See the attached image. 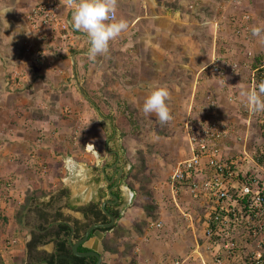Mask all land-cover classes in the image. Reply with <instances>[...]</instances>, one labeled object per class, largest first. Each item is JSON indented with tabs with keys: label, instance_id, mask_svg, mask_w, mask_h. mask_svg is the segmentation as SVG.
Listing matches in <instances>:
<instances>
[{
	"label": "rangeland",
	"instance_id": "1",
	"mask_svg": "<svg viewBox=\"0 0 264 264\" xmlns=\"http://www.w3.org/2000/svg\"><path fill=\"white\" fill-rule=\"evenodd\" d=\"M5 1H8L11 7L14 4L16 19L12 16L0 19V163L3 164L0 169L6 168L5 172L0 170V176L3 174L6 176L0 177V217H8L7 221L0 219V264H23L21 263L23 256L21 257L18 252L9 253L15 250L14 246L18 245V239L22 240L25 235L14 217L19 213L22 195L30 190L27 187H31L28 184V176L21 178V188L17 185L11 176L13 170L11 166L21 154L25 155V165L32 166L29 164L30 160L26 159V148L23 147L19 153L17 152V143L34 142L36 138H44L41 137V129L46 134L43 144H40L42 151L47 149L52 154L54 151L58 153L59 150L58 154L64 159L66 148L69 157L75 155L78 150L79 162L87 161L83 155L93 156L94 150L97 154L101 152L102 157L107 156L101 147L107 139L112 146L107 151L108 154L116 149L124 160L132 154L133 161V154L139 151V145L147 139H152L154 132L157 134V130L159 133L163 128L172 129V136L164 135L165 139L158 145L167 151L178 150L172 155L173 164L164 166L155 156L149 155L152 160L149 166L151 169H160V173L164 174L163 166L169 167L163 179L155 184L158 197L163 199L164 208L168 206L170 200L165 199L170 193V184L167 185L166 178L170 177L179 163L188 158L185 155L186 143L183 142L185 139L182 140V136L177 137L178 134H183V129L192 127L189 130L194 136L209 123H215L221 129L227 127L219 147L223 158L237 156L243 152L253 154L259 150L258 145L264 142L262 134L264 113H253L247 106L246 99L239 95L240 92L235 96L233 94L226 96L222 89L236 86L240 82L250 89L256 84L254 75H248L250 69L248 68V73L241 70L240 76L234 74L228 78L219 76V80L218 77L215 80L214 77L208 76V73L202 74L200 79L199 69L206 63L209 69L215 71L212 73L218 76V70L221 68L218 64L221 60L220 55L229 60L235 55L242 54L243 50V54L248 57V52L243 48L249 43L254 44L252 54L264 48V33L256 37L251 31L253 26L264 28V0H118L117 19L127 20L129 27L118 38L110 41L108 54L97 57V63L88 72L86 79L99 88L101 80L106 79L109 82L110 78L116 77L117 80L113 84L114 94L118 93L120 100H126V104H131L132 107L130 115H119L116 108L108 105L105 107V102L103 110L97 109L94 114L95 121L91 127H88V123L84 126L79 124L86 107L80 99L85 76L79 77L78 85L74 83L73 75L68 73V68L73 66L72 59L75 54H70L67 49L62 51L64 48L62 43H56L54 38L48 37L50 24L42 25L29 19L42 2L48 0H35V3L33 0ZM54 7L57 10L56 13L54 9L57 18L71 14L72 8L65 6L63 0H54ZM172 8L183 14L172 15ZM204 10H207L208 15ZM186 11L199 15L201 20L189 25L191 21ZM244 11L250 18L243 29L241 25H234L233 22L237 18L241 19L239 16ZM0 16L4 17L3 11L0 12ZM73 39L75 37H68L70 42H73ZM89 47L90 45L86 44L87 52ZM201 47L206 48L205 52L196 55L195 50ZM47 50L51 51V55L47 54ZM193 51L195 58H189V63L181 66V58H187ZM87 52H82L81 55H87ZM248 66L250 67V64ZM177 69L188 72L191 78L186 81L188 78L186 73L182 75L181 81L175 77L174 80H178L179 85L171 88L173 90H170L167 101L173 119L161 125L154 114L146 116L143 113V102L151 91L150 86L172 82V71ZM209 79L210 86L206 83ZM171 86L172 84L169 87ZM63 87H67L68 90L62 91ZM85 88L89 90L91 85ZM236 89L241 91L239 87ZM180 90L183 91V95L179 93ZM189 93L194 98H190ZM111 97L107 99V103H113V96ZM46 102L54 105L48 106ZM39 109L43 112H38ZM218 110L220 114L213 112ZM227 113L231 116L228 121L225 119L227 116L223 118ZM188 120L193 123L188 125L186 123ZM110 126L114 127V137ZM85 127L87 131L79 130ZM240 127L243 129H239ZM126 130L132 132L134 136L130 141V150L121 148L120 140H123L124 135L122 132ZM75 131L79 135L72 138L71 135ZM158 150L162 151L161 148ZM111 156L114 157L111 154L107 159L111 160ZM57 161L61 164L60 160ZM145 169L136 173L129 171L128 177L126 176V183H130L135 189L133 191L137 188L144 189V186H137V182L140 185L145 183ZM54 170L61 173L57 167ZM62 176L65 178L66 174L63 173ZM17 195H20L18 199ZM195 217L198 220V216ZM168 218L169 226L172 228L174 223L170 216ZM200 252L203 253V248H200ZM26 258L25 256L24 259ZM26 261L28 262V259Z\"/></svg>",
	"mask_w": 264,
	"mask_h": 264
},
{
	"label": "crops",
	"instance_id": "2",
	"mask_svg": "<svg viewBox=\"0 0 264 264\" xmlns=\"http://www.w3.org/2000/svg\"><path fill=\"white\" fill-rule=\"evenodd\" d=\"M1 1L0 12H2V9L5 5L10 4L8 1ZM34 1L35 0H33V2ZM13 6L14 4H12V10L7 12L4 17L0 16V19L7 16H12L13 19H16L14 15L16 9L15 7L13 8ZM72 11L73 9H71V13ZM66 16H63L62 18H65ZM69 17H71V14ZM190 23L195 22H189V25H191ZM177 35L178 34H176V36ZM73 42H75L76 47L79 48L78 35H76L75 39H73ZM246 46L247 47H244L243 49H245L247 52H251L254 44L252 45L249 43ZM205 49L206 48L201 47L195 50L196 55L199 53H204ZM77 55H79V52L75 53V56L72 59L74 69L70 75H73L74 83L79 85V67H76L75 65ZM196 55L193 51L192 54L187 57V62L181 63V66L188 64L189 58H195ZM219 58H221V60L219 59L220 62L218 63L220 67L224 69L226 67L228 68V70L225 71V77L228 78V76H231L232 74L240 76L241 70H244L248 73L249 60L248 57L243 54V52L242 54L231 57L233 61L230 65L227 63L225 64V60H222L226 59L224 56L220 55ZM150 63L154 64L155 62ZM197 65L199 66V64ZM208 67L209 66H207L205 63V65L199 68L201 70L200 79L202 78V74L206 73H208V76H212L214 79L216 78L212 73L215 71L209 69ZM184 73H186V71L181 69H177L176 71L174 70L172 71V82H162L161 84H168L167 87L170 92V90H173L171 89L172 87L175 88L179 85V82L177 81H181V77L182 75L184 76ZM186 74L188 75V78L185 80L188 81L189 78H191V75L188 72ZM248 75H252V72L249 71ZM175 77L178 79L177 81L174 80ZM206 83H208L210 86V79ZM171 84L172 86L169 87ZM236 88L237 87H234L233 85L230 88L222 87L223 93L226 94V96L230 94L235 96L236 93H239L240 91H238ZM179 93L181 95L184 94L182 90H180ZM188 95L190 98L193 97L190 93ZM213 112L220 114L219 110ZM228 115L229 114L227 113L223 116V118L225 116L228 117H225L227 121L231 118V116ZM186 123L189 125L192 124L193 121L188 120ZM226 129L227 127H225V130ZM239 129L242 130L243 128L240 127ZM43 131V129L40 131L42 132L41 137L44 136L45 138L46 134L43 133ZM110 131L114 132V137L115 130L113 126H110ZM167 131V137L172 136L173 130L167 128L165 132ZM153 134L154 135L152 139H147L146 141L142 142V146L144 148L149 147V144L153 145L155 143H160L161 140L158 141L159 139L156 137V133L154 132ZM181 136L183 137L182 140L185 139L183 141L186 143L185 155L188 157L191 153L189 139L191 136H193L191 135L189 126L187 129H183V134L181 133L177 135V137ZM44 138H36L37 140L35 139L34 142L18 141L17 152L19 153L20 149L23 147L26 148V159L28 161L30 160L29 164L32 166L28 167L25 165V155L22 154L21 156L18 155L17 160L11 166V168H13L11 176L17 185L20 187L21 178L28 176V184L31 188L27 187V189H30L32 192H34L36 196V198L31 199L19 223V228L23 233H25V235L22 234V236L24 235L23 239H18V245L16 244L14 246L15 250L12 249L14 251L9 253L15 254L18 252L21 257L23 256V260H21V263L23 264L27 263V261L24 259L26 256V245L34 238L45 235L42 243L38 244L34 249V254L38 255L39 257L54 255L56 253V244L59 242L55 235V232L58 231V228L62 225H66L70 229L76 231L75 234H79V229L77 228V226L79 227V221H82L83 223L88 222L91 213L95 210L93 205H96V203L99 201L98 194L104 193L103 196L106 195L105 199H110L107 197V184L103 181L104 168L110 167V165L113 166L119 164L122 166L127 164L126 168L123 167L124 174L127 177L129 171L131 170L132 161L128 157L126 160H124L121 157L120 152L116 149L111 151L109 154L107 153V151L112 148V146L109 145V139L103 142L101 146L103 147V152H105L107 156L102 157L101 152L97 154L94 152V150L92 152L93 156L86 154L83 155L87 158V161L79 162L78 150L75 155L72 154V157H69L67 156L66 148L64 151L66 154L64 159L58 154L59 150L58 153L54 151L52 154L47 149H43L42 151L40 146L43 144ZM120 141L121 145H123L124 140ZM35 142L36 144H34ZM178 143H180V141ZM158 147L161 148L162 151L152 156H155L157 158L156 160H158L160 164L163 162L164 166H167V164L168 166L173 164L174 156L172 155L175 152L177 153L178 150H172L171 152V150L167 151L160 145ZM111 154L114 157L111 156V160L107 159V157H110ZM144 156L146 159V169L144 174L146 175V178L149 179V181H147L145 178V183L142 185L137 182V186H144V189L140 190L137 188L136 191H133L135 189L130 187V183H126L127 179L125 178L126 180L124 179L122 182L123 186L114 190V195L117 197L118 202L116 204L107 206L108 212H116V214L114 216L115 220L113 225L106 230L107 234L100 245V249L102 250L101 264H200L198 260V253L200 252V249H198V246L202 243V229H200L199 226L200 222L197 219H194L195 215H193L192 210L188 209L189 207L187 206L192 205L193 203L191 202L192 204H189L184 202L181 200L179 194L175 196L172 193V190L169 189L170 193H168L167 197H165V199L168 200L170 198L169 204L168 206L165 205L166 208H164L163 199L158 197V193L155 190V184L163 179L164 174L168 172L169 167L167 168L163 166L162 170L164 171V174H161L160 169L154 170L149 167L152 162L149 155L146 153ZM57 160H60L59 162L61 164H58ZM3 163H5V161H3ZM0 166H3V164L0 163ZM112 166L111 169L113 168ZM55 167H57L62 174H66V177L64 178L60 172H56L54 170ZM5 169L6 168L3 167L0 170L5 172ZM109 169L105 171V174H109ZM0 177L6 176L3 174V176ZM168 178L169 177L166 178L167 185H169ZM98 179H100L99 184L97 183ZM62 193H66V195L64 196ZM37 194L39 195L37 196ZM19 196L20 195H17V199ZM24 199L25 195L23 194L22 203L24 202ZM188 201L191 200L188 199ZM139 203L141 204L137 206ZM83 214L86 216L87 220ZM149 215L154 216V220L151 219ZM168 216L172 218L174 223L172 228L169 226ZM13 217H11V219ZM144 221L146 222L145 227L142 225V222ZM75 222L78 225L75 224ZM150 223L160 224V227H151ZM18 233L20 232L18 231ZM154 234L160 235L156 236ZM164 250L167 251L164 252ZM22 253L25 255H22Z\"/></svg>",
	"mask_w": 264,
	"mask_h": 264
},
{
	"label": "built area",
	"instance_id": "3",
	"mask_svg": "<svg viewBox=\"0 0 264 264\" xmlns=\"http://www.w3.org/2000/svg\"><path fill=\"white\" fill-rule=\"evenodd\" d=\"M258 78L264 80V63ZM224 130L209 123L191 136V153L179 163L169 184L178 194L180 182L192 201L208 207L204 226L209 262L200 256L202 264H264L263 143L253 154L223 158L219 147Z\"/></svg>",
	"mask_w": 264,
	"mask_h": 264
},
{
	"label": "trees",
	"instance_id": "4",
	"mask_svg": "<svg viewBox=\"0 0 264 264\" xmlns=\"http://www.w3.org/2000/svg\"><path fill=\"white\" fill-rule=\"evenodd\" d=\"M167 5L168 4H166V6ZM167 7L169 8V6H167ZM54 9H55L54 0H48L46 2H42L41 6L37 10H35L32 15L29 16V19H31L33 22L38 21V22L42 23V25L50 24L51 27H49V30H48V35H49L48 37L54 38L56 40V43H59V44L62 43V46L64 47L62 49V51L67 49L70 52V54H75V53L79 52V55H77V58H76L75 65H76V67H79V77L82 78L83 75L85 76L83 79L84 83H82L83 88L81 91L82 96H80V99L86 105L79 124L84 126L86 123H88L89 124L88 127H91L95 121V117H93L94 114H96L97 109L103 110V107H104L103 103H105V102H106L105 107L108 105V106H112V107L116 108L117 112H119V115H121V114L130 115L129 112L131 111L132 105L126 104L127 103L126 100L121 101L120 95L118 93L114 94L113 84H114V81L117 80L116 77H115L116 79L110 78L109 82L106 79L101 80V86L99 88H96L95 84L92 85L90 80H88V82H87L86 76H87L88 72L92 68H94L97 61L93 62L88 57V55H81L82 52H84V53L87 52L86 44H89V41L86 37V34L83 32L74 31L72 29V27L69 23V21L71 20V17H69V13L67 14V16L65 18H62L60 16L57 18V15H56L57 10L55 9V11H56V13H55ZM171 11H172L171 12L172 15H175L176 13H180V12H178V10L176 8H172ZM204 11L208 15L207 10H204ZM186 13L189 14V20L191 22H199L201 20L199 15L190 14L189 11H186ZM180 14H183V13H180ZM245 14H246L245 11L242 12V15L239 16V17H241V19H238V18L235 19L234 20L235 23L233 22V24L234 25L235 24L241 25L240 27L243 29L246 28V24L248 23V19L250 17L246 16ZM54 19L56 20L55 23H54ZM243 20H245V21H243ZM76 35L79 36V48L76 47L75 42H70L68 40L69 36L76 37ZM44 39H45V37H44ZM54 50H56V48H54ZM242 52H243V50H242ZM252 53L248 52V60H249L248 64H250V67H249L250 70L249 71L252 72V74L254 75V78L256 79V84H258L260 82V80L258 78V74L260 72V67L264 63V48L258 53L257 52L254 54H252ZM47 54L51 55V51L47 50ZM222 60H225V64L227 63L228 65L232 64V61H233L232 59H229V60L228 59H222ZM186 62H187V58H181L180 63H186ZM73 69H74L73 66H70L68 68V73H72ZM226 70H228L227 67L225 69L221 67L219 69L218 76L217 75L216 76L214 75V76L216 78L218 77V80H219V76L224 78L226 76L225 75ZM90 85H91V88L89 90H87V88H85V87L86 86L88 87ZM110 87H112V88L109 91L108 89ZM61 90L66 91V90H68V88L63 87ZM110 95L113 96V99H112L113 101L111 100L113 103H107V99L112 98ZM46 104L48 106L54 105V103H51V102L50 103L46 102ZM38 112H43V110L39 109ZM90 122H93V123L90 124ZM262 126L264 127L263 124H262ZM84 129H85V131H87V127L83 128V129L80 128L79 130L82 131ZM224 129H225V127H224ZM165 131H166V129H164V128L162 129V131L160 130L159 133L157 130V134H156L157 136L156 137H158V139H159L158 141L165 139L164 135L167 136V133H168V131L167 132H165ZM129 132H127V130L122 132V134L124 133V135H122L123 140H124V144L121 146V148L125 149V150H130V145H131L130 141L134 138L132 132H130V133ZM262 134L264 135V132ZM78 135H79L78 132L75 131L73 133V135H71V136H72V138H74V136H78ZM191 135H193L192 132H191ZM153 145H155V146H153ZM153 145L149 144V147L144 148L141 144L138 147L139 151H137V152H135V154H133V158H134L133 161L131 158L132 154L128 157L132 161L130 172L136 173L137 171L144 170L146 168V165H145L146 159L144 156L146 153H147V155H150V154L155 155V153H157L156 151H161V150H158L159 145L157 143H155ZM263 147H264V142H263ZM144 149L148 150V151L145 152ZM258 149H259L258 151L261 150L260 147H258ZM240 154H242V153H240ZM171 175H170V177H171ZM170 177L168 178V182H170ZM183 183H186V182H183ZM176 184L178 186L182 187V189L180 190V193H179L181 200H183L184 202L186 201L189 204L191 202L193 203V201H188V199H190V198L188 195L187 187L180 185L181 184L180 182H177ZM170 189H171V187H170ZM34 198H36L34 192H32L31 190L25 192L24 202L20 206L19 213H17L15 215V219H16L17 224L20 223V220L23 217V213H24L25 209L27 208L31 199H34ZM187 206L189 207L188 209L192 210L193 215L198 216V221L200 222L199 226H200V229H202V227L204 226V222L206 220L204 218V215L208 211V207L207 206L203 207L199 201H197V202L195 201V203H193L192 205H187ZM149 216L151 217V219L154 220V218H155L154 216H152V215H149ZM195 216H194V219H197V217H195ZM0 219L6 221V217H4V218L0 217ZM142 225H143V227H145L146 222L145 221L142 222ZM70 233H71V229L66 225H62L58 228V231L55 232L56 238L59 240V242L56 244V253L54 255H50L47 257H39L38 255L33 253L36 246L38 244L42 243V240H43V238H45V235H41L37 238H34L30 243H28L26 245V257H27L26 260L28 259V262L26 264H95V259L92 257L80 258V257H76L72 253L71 248L69 247L68 242L66 240V237ZM49 234H51V233H49ZM78 252H86V250L81 248V247H78Z\"/></svg>",
	"mask_w": 264,
	"mask_h": 264
},
{
	"label": "clouds",
	"instance_id": "5",
	"mask_svg": "<svg viewBox=\"0 0 264 264\" xmlns=\"http://www.w3.org/2000/svg\"><path fill=\"white\" fill-rule=\"evenodd\" d=\"M63 3L73 9L69 21L72 29L86 34L90 45L87 55L93 62L96 61L97 57L107 55L110 41L118 38L129 27L127 20L117 19L118 0H63ZM11 10V6L5 5L2 9L3 15L5 16ZM251 31L253 36L259 37L264 33V28L253 26ZM150 87L151 91L143 102L142 111L146 116L154 114L161 125L167 124L173 119L167 103L170 97L168 87L166 84ZM234 87L240 88L239 95L246 99L247 106L253 113H264V80L253 85L250 89L241 82ZM193 203L195 202L193 201ZM206 242L205 226H203L202 243L198 246V249L203 248V253H198L200 264H202L200 256L205 262H209L206 256Z\"/></svg>",
	"mask_w": 264,
	"mask_h": 264
},
{
	"label": "flooded vegetation",
	"instance_id": "6",
	"mask_svg": "<svg viewBox=\"0 0 264 264\" xmlns=\"http://www.w3.org/2000/svg\"><path fill=\"white\" fill-rule=\"evenodd\" d=\"M126 165L127 164H124L122 166L119 164L118 165L116 164L113 166L110 165V167H106L103 169V175H104L103 181L107 184L106 185L107 197L110 199L109 200L105 199L106 195L103 196L104 193L98 194L99 195V201L96 203V205H93L95 210L91 213V215L89 217L90 219L88 220V222L83 223L82 221H79V227L77 226V228L79 229V234H75L76 231L71 229V233L66 237L68 245L70 248H71V246H70L71 244L69 242V239H71L72 244L80 242L85 238L87 232L90 229H91V233L89 234V238L93 237V233L96 230H99L101 233H103V236L105 238V235L107 234L106 230L109 229L113 225V222L115 220L114 216L116 214V212H108L107 206L116 204L118 202L117 197H115V195H114L115 194L114 190L123 186L122 182L126 178V176L124 174L123 167L126 168ZM111 166L113 167L112 169H111ZM109 168L111 169V171ZM107 169H109V174H105V171ZM99 182H100V179L97 180L98 184H99ZM62 195L65 196L66 193H64V194L62 193ZM110 200H112V201H110ZM85 219H86V216H85ZM75 224H77V223L75 222ZM106 226H108V227H106ZM104 238H103V240H104ZM79 247L83 248L82 246H79ZM83 249H85V248H83ZM86 252H88V250H86ZM80 253H85V252H80ZM45 257H47V256H45ZM95 262H96V259H95Z\"/></svg>",
	"mask_w": 264,
	"mask_h": 264
},
{
	"label": "water",
	"instance_id": "7",
	"mask_svg": "<svg viewBox=\"0 0 264 264\" xmlns=\"http://www.w3.org/2000/svg\"><path fill=\"white\" fill-rule=\"evenodd\" d=\"M90 233H91V229L87 232L85 238L82 241L77 242L75 244H72L71 239H69V242L71 244L70 245L71 251L76 257H80V258L93 257L96 259L95 264H101V261H102L101 251L102 250L100 249V245L102 244V241L104 238L103 233H101L99 230H96L93 233V237L89 238ZM79 246H82L83 248L88 250V252H85V253L78 252Z\"/></svg>",
	"mask_w": 264,
	"mask_h": 264
}]
</instances>
